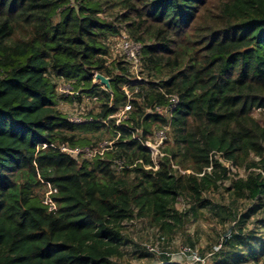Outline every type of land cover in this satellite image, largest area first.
Instances as JSON below:
<instances>
[{
    "label": "trees",
    "instance_id": "16d2710c",
    "mask_svg": "<svg viewBox=\"0 0 264 264\" xmlns=\"http://www.w3.org/2000/svg\"><path fill=\"white\" fill-rule=\"evenodd\" d=\"M122 35L136 63L108 60ZM82 96L98 111L73 121L59 102ZM206 211L233 224L210 264L264 262L247 228L264 214V0H0V264H122L127 226L169 244Z\"/></svg>",
    "mask_w": 264,
    "mask_h": 264
},
{
    "label": "rangeland",
    "instance_id": "374dc122",
    "mask_svg": "<svg viewBox=\"0 0 264 264\" xmlns=\"http://www.w3.org/2000/svg\"><path fill=\"white\" fill-rule=\"evenodd\" d=\"M108 45L110 51V55L108 56L109 61H111L112 58L124 55L120 47V43L118 42V39H115ZM58 91L59 94L61 92L65 93L64 95L66 96L71 95L68 85H64L63 83L59 84ZM98 104V99L82 96L81 102H69V100L61 101L59 102L58 107L63 113L69 116L70 119L78 122L79 120L82 121L86 119L88 112H97ZM121 114L122 113L118 114V116H120ZM254 116L257 117L258 114L254 113ZM158 144H160V142ZM99 146L103 147L104 144L100 143ZM154 148L157 149V146H154ZM226 166H228L232 175H238L239 177H243L245 175L243 170L237 171L229 164H226ZM209 199L213 203L217 204L222 203L226 205L228 203V199L225 193H223L222 191H220L218 194H211L209 196ZM182 207V204L177 205L178 209H182ZM236 207L238 213L240 214L246 213L248 209V205L244 203H238ZM204 213H206V218H202L197 222H190L186 226L185 234L182 236L177 235L174 238V241L170 242L169 244L161 245L156 239L151 237V234L148 233L149 231L146 230L141 224L137 223L135 226L136 228L134 229L132 228V226H127L130 229L129 233L132 236L133 244L128 246V254L122 264H160L158 257L150 259L146 257L140 258L137 257V255H134V251L137 250L135 249L136 247H138L139 250L147 247L150 249H154L157 252L159 251L169 253L171 264H210L212 260L210 252L219 250V246L222 243L223 238L230 231V228L233 224H229L227 222L224 226H221L216 221H214L211 216L209 217L208 211ZM262 213H264V211ZM252 220L256 223H249L247 228L250 231H254L255 237L259 238L257 242H253L252 244L258 247V245H260L261 243V240L264 239V228H259V224L257 223L264 221V214L258 215ZM187 235H189L190 239L194 242L193 249L187 248ZM258 250L261 254H264V250L260 248H258ZM199 255H202L204 258H201ZM260 264H264V262L261 261Z\"/></svg>",
    "mask_w": 264,
    "mask_h": 264
},
{
    "label": "built area",
    "instance_id": "2783aa9c",
    "mask_svg": "<svg viewBox=\"0 0 264 264\" xmlns=\"http://www.w3.org/2000/svg\"><path fill=\"white\" fill-rule=\"evenodd\" d=\"M120 47L122 49V52L124 55H126L128 60H131L132 62L136 63L137 62V56L140 51V46L137 44L132 43L130 40L127 39L125 35H122L120 40ZM134 69H136V66H134ZM171 103H175V100L172 99ZM129 107H125L124 112L128 111ZM155 142L154 144H146V147L149 149V151L152 154L153 160L156 158L157 155L159 154V151L157 150L158 147L162 144L163 140L165 139V132L160 131L155 135ZM160 142V144H158ZM154 146H157V149L154 148ZM225 164V163H223ZM226 165V164H225ZM228 167V166H227Z\"/></svg>",
    "mask_w": 264,
    "mask_h": 264
},
{
    "label": "water",
    "instance_id": "95a60500",
    "mask_svg": "<svg viewBox=\"0 0 264 264\" xmlns=\"http://www.w3.org/2000/svg\"><path fill=\"white\" fill-rule=\"evenodd\" d=\"M93 84H99L106 90H110V79L103 77L102 75L95 74L93 79Z\"/></svg>",
    "mask_w": 264,
    "mask_h": 264
}]
</instances>
